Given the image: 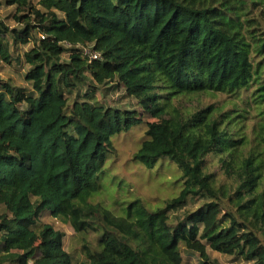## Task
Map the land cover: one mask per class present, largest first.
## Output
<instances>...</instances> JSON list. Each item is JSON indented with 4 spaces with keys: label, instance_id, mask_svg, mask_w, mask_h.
<instances>
[{
    "label": "trees",
    "instance_id": "1",
    "mask_svg": "<svg viewBox=\"0 0 264 264\" xmlns=\"http://www.w3.org/2000/svg\"><path fill=\"white\" fill-rule=\"evenodd\" d=\"M37 1L2 0L20 28L0 20V264H74L63 233L40 225L46 213L96 234L78 264H182V253L218 264L208 251L264 264V0ZM29 42L24 89L1 72ZM119 91L132 108L89 99ZM201 94L242 108L173 106ZM148 118L133 161L174 163L182 188L162 209L135 199L114 215L90 201L111 138Z\"/></svg>",
    "mask_w": 264,
    "mask_h": 264
},
{
    "label": "rangeland",
    "instance_id": "2",
    "mask_svg": "<svg viewBox=\"0 0 264 264\" xmlns=\"http://www.w3.org/2000/svg\"><path fill=\"white\" fill-rule=\"evenodd\" d=\"M37 0H33V4L37 6ZM17 9L6 7L0 0V20L9 28H20L14 20ZM31 42L27 45H18L12 53V62L9 65H3L1 79L10 80L16 86L27 89L28 85L24 81V74L27 66L24 64L22 55L31 47ZM254 90V87L251 88ZM106 93V92H104ZM123 92L119 91L110 97H102L98 92L95 98L92 95L89 99L98 104L114 105L120 99V104H124L132 108V100L126 99ZM124 97V98H123ZM236 105V109L242 108V103L236 98L228 97L223 94H201L195 96L178 97L173 102V106L178 108L183 114H189L196 110L214 106L220 110L215 113L232 110ZM235 114V113H233ZM242 114V113H240ZM245 115V114H242ZM246 116V115H245ZM155 119H145L140 125L135 126L127 133L113 136L112 144L115 148V154L109 155L104 166V175H102V187L90 201L93 203H101L102 206L112 212L114 215L121 214V208L127 203L140 199L150 210L162 209L166 203L178 196L182 181L180 180V171L178 167L168 160H160L155 167L148 170L142 162L133 161V154L139 148L144 139L146 131V123L153 122ZM253 114H249V118L244 120L242 128L247 138L253 137ZM207 166L212 171H218V160L213 157L208 158ZM199 204L195 202L191 208L194 209ZM3 213L0 209V214ZM170 220L173 226L180 221V213H171ZM40 225H51L55 230L63 233V249L69 254L74 264L84 262L86 260L85 253L82 248L85 243L92 251L98 249L96 243V234L93 232H74L68 224L50 217L47 213L43 214L39 220ZM211 259L216 260L218 264H243V262L235 261L233 257L220 255L216 252L208 251ZM182 264H198L196 257H189L182 253Z\"/></svg>",
    "mask_w": 264,
    "mask_h": 264
},
{
    "label": "built area",
    "instance_id": "3",
    "mask_svg": "<svg viewBox=\"0 0 264 264\" xmlns=\"http://www.w3.org/2000/svg\"><path fill=\"white\" fill-rule=\"evenodd\" d=\"M87 53H89V52H87ZM89 55H90V58L94 59V60L99 57L98 54H96V53H89Z\"/></svg>",
    "mask_w": 264,
    "mask_h": 264
}]
</instances>
